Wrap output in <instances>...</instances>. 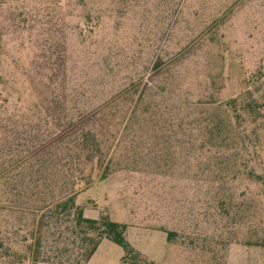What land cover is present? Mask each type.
Masks as SVG:
<instances>
[{
	"label": "rangeland",
	"instance_id": "obj_1",
	"mask_svg": "<svg viewBox=\"0 0 264 264\" xmlns=\"http://www.w3.org/2000/svg\"><path fill=\"white\" fill-rule=\"evenodd\" d=\"M107 101L84 217L126 225L140 264H264V0H0V264H134L106 239L80 262L45 214L62 132ZM43 140L38 174L13 165Z\"/></svg>",
	"mask_w": 264,
	"mask_h": 264
},
{
	"label": "trees",
	"instance_id": "obj_2",
	"mask_svg": "<svg viewBox=\"0 0 264 264\" xmlns=\"http://www.w3.org/2000/svg\"><path fill=\"white\" fill-rule=\"evenodd\" d=\"M159 65V62H155L153 68L158 69ZM85 85H83V88ZM247 94L250 95L249 92ZM81 95L84 96L83 93ZM108 102L109 101L102 102L89 111H84L83 109L80 110V108L77 109L75 121H73V119L69 121L67 127H65V130L62 132L64 135L62 141L65 140L66 142L63 143L65 145L63 148L64 150L60 149L65 160V163L61 166V173L58 178L61 182L59 183L60 195L57 199L53 196L54 194L50 195L51 199L48 204L51 206L46 207L47 212L45 214L48 217V226L51 224L54 227L58 237L61 236V228L67 222L72 224V228L78 230L81 235L80 262L87 263L97 250L101 240L106 239L122 248L124 252L121 259L122 263L131 262L134 264H140L143 262L144 257L125 239L124 232L126 230V225L110 221L106 217L101 218L100 220L85 218L83 215V208L76 204L75 201L76 195L79 193V187L81 185H87L92 178V173L89 172L91 164L94 166L102 162V158L96 155L101 152L102 142H100L99 138H97L98 135L95 133L94 129H86V123H88L91 118L100 116L101 111H103L102 109H109L110 107H108ZM228 103L231 105L234 103L236 104V99H230ZM256 106L258 105L253 103L252 100V105H247L246 110L252 114L255 109L257 110ZM209 131L214 132V128ZM56 135L57 134H53V136L47 138L46 141L51 140L50 142L53 143L56 139ZM46 141L43 140L40 145L33 146L31 149L25 151V155H12L18 156L16 160H12L14 161L13 165L17 168L23 169L24 173L27 171V173H30L31 176L33 170H35V173L38 174L41 167V158L38 159L39 156L43 153L49 155L53 154L50 150L49 153L44 151L47 146ZM51 149L58 151L56 146ZM0 153H3L5 156L10 158L11 148H0ZM95 158L98 160L95 161L96 164L94 163ZM45 167L48 169L52 167V165L49 161H46ZM255 176L256 178L261 179L260 176ZM48 180L51 181L50 185H52V181L57 182L56 179L51 180L48 178ZM53 199L55 200L52 201ZM58 229H60V231ZM92 232L94 233L93 236L89 234ZM174 236L175 233L167 232L168 241H170ZM36 244L38 249L41 245L40 238H38ZM31 262L32 264H38L36 259H33ZM149 264L155 263L150 262Z\"/></svg>",
	"mask_w": 264,
	"mask_h": 264
}]
</instances>
